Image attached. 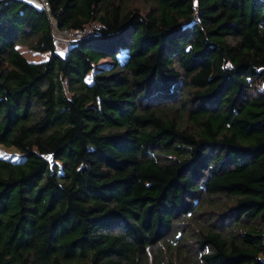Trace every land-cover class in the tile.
<instances>
[{
  "label": "trees",
  "instance_id": "trees-1",
  "mask_svg": "<svg viewBox=\"0 0 264 264\" xmlns=\"http://www.w3.org/2000/svg\"><path fill=\"white\" fill-rule=\"evenodd\" d=\"M43 1L0 0V264H264V0Z\"/></svg>",
  "mask_w": 264,
  "mask_h": 264
},
{
  "label": "rangeland",
  "instance_id": "rangeland-1",
  "mask_svg": "<svg viewBox=\"0 0 264 264\" xmlns=\"http://www.w3.org/2000/svg\"><path fill=\"white\" fill-rule=\"evenodd\" d=\"M25 2H29L34 4L36 7H40L42 1L41 0H24ZM98 28L97 25L92 24L90 26H86L85 33H89L90 31H94V29ZM53 36L55 38L56 48L59 54L63 55L66 50L68 49L69 45L72 44L69 39L62 37L59 35V32L55 30V27H52ZM19 51L21 54L26 58L28 62L35 63L41 62L46 60L49 55L48 54H36V53H29L24 47L18 46ZM31 52V51H30ZM111 65L109 60H103L99 62V64L94 68V70H105ZM89 79V77H88ZM24 155L17 152L14 148H5L0 146V158L4 160H9L12 162H20L23 159Z\"/></svg>",
  "mask_w": 264,
  "mask_h": 264
},
{
  "label": "built area",
  "instance_id": "built-area-1",
  "mask_svg": "<svg viewBox=\"0 0 264 264\" xmlns=\"http://www.w3.org/2000/svg\"><path fill=\"white\" fill-rule=\"evenodd\" d=\"M41 1H42L41 6L38 7V8L48 13L49 9H48L47 3H45L43 0H41ZM51 25H52V27H55V30L57 32H59V35L69 39V41H71L72 43L76 42V41H80L82 39H86V38H88L90 36L95 35L96 31L98 29V28H96V29H94V31H90L89 33H85V31L87 29H86V26H84L83 28H81V29H79L77 31H75V30L58 31L56 29V23L54 21H51ZM87 26H90V25H87ZM46 160L50 164H52V156L50 154L46 155Z\"/></svg>",
  "mask_w": 264,
  "mask_h": 264
},
{
  "label": "crops",
  "instance_id": "crops-1",
  "mask_svg": "<svg viewBox=\"0 0 264 264\" xmlns=\"http://www.w3.org/2000/svg\"><path fill=\"white\" fill-rule=\"evenodd\" d=\"M16 49L19 51L18 46L16 47ZM19 52H20V51H19ZM20 53H21V52H20ZM29 53H32V52L29 51Z\"/></svg>",
  "mask_w": 264,
  "mask_h": 264
}]
</instances>
